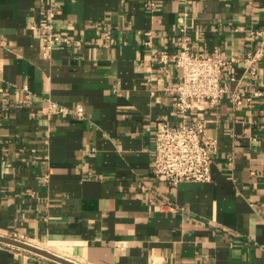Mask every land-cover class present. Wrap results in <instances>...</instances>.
Listing matches in <instances>:
<instances>
[{
	"label": "crops",
	"instance_id": "crops-1",
	"mask_svg": "<svg viewBox=\"0 0 264 264\" xmlns=\"http://www.w3.org/2000/svg\"><path fill=\"white\" fill-rule=\"evenodd\" d=\"M47 18L70 42L43 57ZM183 36L264 92V0H0V235L79 264H264V95L192 111L209 181L150 173L154 124L179 122L156 54ZM0 264L61 263L0 243Z\"/></svg>",
	"mask_w": 264,
	"mask_h": 264
},
{
	"label": "built area",
	"instance_id": "built-area-1",
	"mask_svg": "<svg viewBox=\"0 0 264 264\" xmlns=\"http://www.w3.org/2000/svg\"><path fill=\"white\" fill-rule=\"evenodd\" d=\"M42 28L45 32L41 46L43 57L50 54L54 45L70 42L54 29L50 18ZM261 52V48H258L254 53L247 52L243 58L252 77L254 69L251 65ZM156 55L162 63L171 61L175 66V81L167 91L172 96V106L179 116V122L169 124L157 121L154 124L150 173L155 180L166 182L168 186L181 181L207 182L211 178L210 167L216 143L206 136L204 121L190 117L192 111L198 110L204 103L216 106L226 94L231 107L238 108L244 102L264 95V92L255 87L248 90L227 89L223 82L224 79L232 80L228 73L236 59L227 58L218 50L208 53L192 50L187 36H183L176 52L161 50ZM54 105L50 103V107ZM68 111L83 117V106L80 104Z\"/></svg>",
	"mask_w": 264,
	"mask_h": 264
},
{
	"label": "water",
	"instance_id": "water-1",
	"mask_svg": "<svg viewBox=\"0 0 264 264\" xmlns=\"http://www.w3.org/2000/svg\"><path fill=\"white\" fill-rule=\"evenodd\" d=\"M0 243L11 245L17 248H21L30 252H33L37 255L43 256L45 258H48L50 260H53L55 262L61 263V264H79L77 262H74L70 259H67L65 257L59 256L53 252H50L46 249L40 248L38 246H35L33 244L27 243L25 241L0 235Z\"/></svg>",
	"mask_w": 264,
	"mask_h": 264
}]
</instances>
